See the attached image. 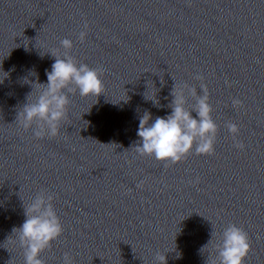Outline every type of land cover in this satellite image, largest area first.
<instances>
[{
    "label": "water",
    "instance_id": "1",
    "mask_svg": "<svg viewBox=\"0 0 264 264\" xmlns=\"http://www.w3.org/2000/svg\"><path fill=\"white\" fill-rule=\"evenodd\" d=\"M0 264H264V0H0Z\"/></svg>",
    "mask_w": 264,
    "mask_h": 264
}]
</instances>
